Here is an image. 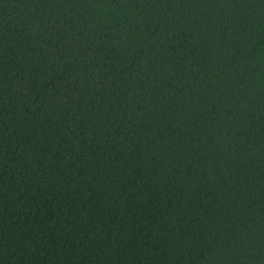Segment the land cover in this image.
Here are the masks:
<instances>
[{
	"label": "trees",
	"instance_id": "1",
	"mask_svg": "<svg viewBox=\"0 0 264 264\" xmlns=\"http://www.w3.org/2000/svg\"><path fill=\"white\" fill-rule=\"evenodd\" d=\"M0 264H264V0H0Z\"/></svg>",
	"mask_w": 264,
	"mask_h": 264
}]
</instances>
